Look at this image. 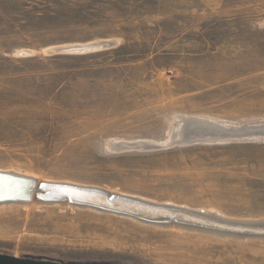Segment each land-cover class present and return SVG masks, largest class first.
Returning a JSON list of instances; mask_svg holds the SVG:
<instances>
[{
  "label": "rangeland",
  "instance_id": "obj_1",
  "mask_svg": "<svg viewBox=\"0 0 264 264\" xmlns=\"http://www.w3.org/2000/svg\"><path fill=\"white\" fill-rule=\"evenodd\" d=\"M102 42L114 45L52 53ZM180 117L264 124V0H0V171L43 178L33 196L66 183L264 222V137L176 144ZM114 143L143 147L115 152ZM0 253L264 264V239L42 204L0 207Z\"/></svg>",
  "mask_w": 264,
  "mask_h": 264
},
{
  "label": "bare ground",
  "instance_id": "obj_2",
  "mask_svg": "<svg viewBox=\"0 0 264 264\" xmlns=\"http://www.w3.org/2000/svg\"><path fill=\"white\" fill-rule=\"evenodd\" d=\"M95 44L89 46H94ZM86 46H77V47H86ZM175 122H177L176 125L174 123L176 133L175 134L172 133L175 136L171 135L170 137H173L172 139H174V137L177 139L174 140L176 141V144L182 141L183 142L193 141V140L199 141L203 138H205L203 139V141L210 140L216 142V140L218 141L219 139L221 140L223 138L255 136L252 134H247L244 127L242 126L234 127V129L236 132L239 131L238 133H241V131H245L243 132V134L224 133L221 130H229L228 126H222L220 124L215 125L217 123L214 124V122L207 121L205 119L203 120V119L191 118V117L190 118L180 117V119H178V121ZM208 123L214 124L213 128H217L219 132H215V135H206L205 134L206 131L204 128L208 127L207 125ZM195 129L199 131V132L197 131L196 134H194ZM212 132H214V129ZM169 140L171 141V138ZM148 142H142V144L143 143L153 144L152 142L151 143ZM142 144L126 145L124 143H118V144L114 143L112 148L114 149L115 152H120V151L123 152V150L143 147ZM157 144L158 143H156V145ZM151 147H154V145ZM1 171H0L1 174H11L14 176H19L20 178L21 177L25 178L26 180L31 179L36 183V188L39 185V183L41 185L42 183L41 179H43L26 173L24 175L18 173L16 174L14 170H10L13 172H1ZM32 177L33 178L36 177L38 179V182L35 179H32ZM26 180H13L11 178H0V207L21 206L27 208V207H40L42 204L44 206L45 205L52 206L58 204L63 206L64 204H66L68 206L70 205L77 208L89 209L94 212H99L102 214H107L110 216L131 220V222H136L140 225H144L148 227L152 226V227L164 228V229L177 228L183 231L186 230L192 233L197 232L200 234H207L209 236L211 235V236H220V237L221 236L236 237L239 239H247V238L264 239V222H246V221L244 222V221H240V219L239 221H236L234 219H230L229 217L223 215L222 213L216 210L192 209L189 208L188 206H184L182 208V207H177V205L174 206L175 204L171 202L170 204H158L156 203V201L155 202L149 201V199L147 200L144 198H135L132 196L129 197L127 195L126 196L119 195L118 193L116 194L111 192L109 193L107 191L105 192L102 190H94L91 188H87V186L86 188L85 187L78 188L81 191L79 190L71 191L63 188L69 187V188L77 189V187H73L70 184H66V183L63 184L56 182H48L47 180L46 181L48 183L45 184L44 189L45 188L50 189L49 191L46 192V194L48 195H44L43 197L41 196L36 197L35 195L33 196L32 194L29 195L31 183ZM105 195H108L109 197H106ZM28 196L30 198L29 200H27ZM66 196H69L70 198H65ZM13 198H20V200L9 201L10 199ZM41 199H47L48 201L46 202L41 201ZM79 201L93 204L95 207L81 203ZM98 206H103L113 210L128 211L131 214H135L137 217L115 211L103 210L101 208H98ZM172 218H175V220H172ZM234 231H238V232H234Z\"/></svg>",
  "mask_w": 264,
  "mask_h": 264
},
{
  "label": "water",
  "instance_id": "obj_3",
  "mask_svg": "<svg viewBox=\"0 0 264 264\" xmlns=\"http://www.w3.org/2000/svg\"><path fill=\"white\" fill-rule=\"evenodd\" d=\"M113 45H114V43H112V42H105V43L95 44L94 46H86V47L69 46V47H63V48L55 49V50L52 51V53L53 54H75V53H80V52H91V51H94V50L110 48ZM207 125H208V127L204 128L205 131H206L205 132L206 135H215V132H219V130L217 128H213L214 124H212V123L209 124L208 123ZM215 125H218V124H215ZM228 127H229V130H221V131L224 132V133H231V134H236V133L239 132V131L236 132L234 127H230V126H228ZM242 127H244V129H245L247 134H252V135H255V136H259V137H264V124L255 125V126H242ZM213 129H214V132H212ZM197 131L198 130L195 129V133L194 134H196ZM245 131H241V133H238V134H243V132H245ZM216 134H218V133H216ZM206 135H204V136H206ZM203 139H205V138H203ZM0 178H11L13 180H26L25 178H22V177L20 178L19 176H14V175H11V174H1V173H0ZM26 181L31 183L30 190H29V195H30V194H32V190L36 188V183L34 181H32L31 179H27ZM33 182H34L35 185L33 184ZM63 189H67V190H71V191L79 190L78 188L77 189H75V188L73 189V188H69V187H65ZM49 190H50L49 188L48 189L45 188L44 189L45 194ZM79 191H81V190H79ZM105 196L109 197L108 195H105ZM65 198H70V197L66 196ZM29 199L30 198L28 196L27 200H29ZM13 200L19 201L20 198H13V199H10L9 201H13ZM79 202H81V201H79ZM81 203L88 204L90 206H94L93 204L86 203V202H81ZM98 208H101L103 210L115 211V212H119V213L130 215V216H136L135 214H131L128 211L113 210V209L106 208V207H103V206H98ZM172 220H175V218H172ZM225 230H227V229H225ZM229 231H231V230H229ZM234 232H238V231H234ZM0 264H64V263L60 262V261L50 260V259H34V258H26V257H16V256H13V255H10V254L0 253Z\"/></svg>",
  "mask_w": 264,
  "mask_h": 264
}]
</instances>
